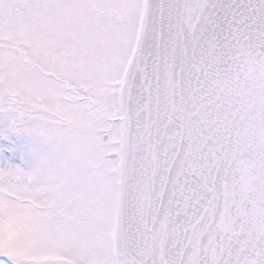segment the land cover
Here are the masks:
<instances>
[{"label": "snow or ice", "instance_id": "6c2138e0", "mask_svg": "<svg viewBox=\"0 0 264 264\" xmlns=\"http://www.w3.org/2000/svg\"><path fill=\"white\" fill-rule=\"evenodd\" d=\"M0 264H264V0H0Z\"/></svg>", "mask_w": 264, "mask_h": 264}]
</instances>
